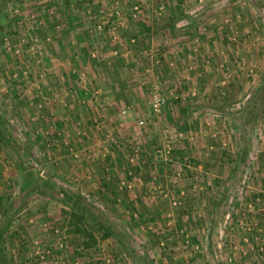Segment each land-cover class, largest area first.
<instances>
[{"label": "rangeland", "instance_id": "obj_1", "mask_svg": "<svg viewBox=\"0 0 264 264\" xmlns=\"http://www.w3.org/2000/svg\"><path fill=\"white\" fill-rule=\"evenodd\" d=\"M1 228L3 264H264V0H0Z\"/></svg>", "mask_w": 264, "mask_h": 264}, {"label": "built area", "instance_id": "obj_2", "mask_svg": "<svg viewBox=\"0 0 264 264\" xmlns=\"http://www.w3.org/2000/svg\"><path fill=\"white\" fill-rule=\"evenodd\" d=\"M158 95L159 94L155 93L154 96H153V99H152V107L155 110H157L159 108V105L161 103V98ZM139 123L140 124H143L144 123V120L143 119H140L139 120Z\"/></svg>", "mask_w": 264, "mask_h": 264}, {"label": "trees", "instance_id": "obj_3", "mask_svg": "<svg viewBox=\"0 0 264 264\" xmlns=\"http://www.w3.org/2000/svg\"><path fill=\"white\" fill-rule=\"evenodd\" d=\"M73 206H74V205H73ZM74 207H75V206H74ZM3 230H4V229L1 228V229H0V233H2ZM109 234H110V230L107 229V230L104 231V236H108ZM0 262L3 263V261H2V255H0Z\"/></svg>", "mask_w": 264, "mask_h": 264}, {"label": "crops", "instance_id": "obj_4", "mask_svg": "<svg viewBox=\"0 0 264 264\" xmlns=\"http://www.w3.org/2000/svg\"><path fill=\"white\" fill-rule=\"evenodd\" d=\"M0 255H1V253H0ZM2 256H3V255H2ZM0 264H3V263L0 262Z\"/></svg>", "mask_w": 264, "mask_h": 264}]
</instances>
